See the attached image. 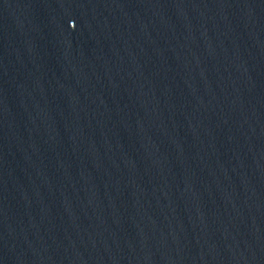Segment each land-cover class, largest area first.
<instances>
[{
  "label": "water",
  "instance_id": "95a60500",
  "mask_svg": "<svg viewBox=\"0 0 264 264\" xmlns=\"http://www.w3.org/2000/svg\"><path fill=\"white\" fill-rule=\"evenodd\" d=\"M0 264H264V0H0Z\"/></svg>",
  "mask_w": 264,
  "mask_h": 264
}]
</instances>
